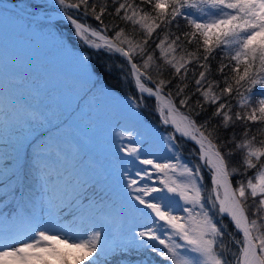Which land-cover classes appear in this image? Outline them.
<instances>
[{"label":"snow or ice","instance_id":"obj_1","mask_svg":"<svg viewBox=\"0 0 264 264\" xmlns=\"http://www.w3.org/2000/svg\"><path fill=\"white\" fill-rule=\"evenodd\" d=\"M5 11L0 7V17ZM40 12L48 24L52 13L68 22L78 43L91 51L126 61L127 67H117L135 95L117 100L98 90L124 110L121 115L138 122L132 110L154 100L160 125L171 130L157 137L142 128L129 133L127 143L121 139L117 150L125 156L118 159L136 166L120 168L117 182L100 195L75 155L61 148L65 136L32 139L36 128L58 119L59 106L25 101L24 79L11 69V58L5 71L0 49V264H109L111 257L133 251L154 253L167 264H264V140L248 136L250 124L264 125V0H44L29 15ZM106 15L131 24L133 33L138 29L143 42L105 23ZM88 16L97 27L81 22ZM150 41H158L151 51ZM217 51L222 55L213 76L210 61ZM74 59L82 69L76 87L86 96L96 89L95 69L87 71L90 56ZM96 115L83 114L90 123ZM237 125L244 128L240 139L235 130L221 135ZM128 132L122 128L121 136ZM145 135L169 158L145 151ZM25 141L31 179L23 171ZM179 141L192 144L194 162L182 152L175 155L182 150ZM5 147L19 159L5 161ZM53 155L63 162L62 172L54 173ZM235 177L242 178L233 183ZM117 203L115 212L104 211ZM9 204L11 216L4 211ZM139 264H149L147 255Z\"/></svg>","mask_w":264,"mask_h":264},{"label":"trees","instance_id":"obj_2","mask_svg":"<svg viewBox=\"0 0 264 264\" xmlns=\"http://www.w3.org/2000/svg\"><path fill=\"white\" fill-rule=\"evenodd\" d=\"M8 1L12 2L16 7H18L20 10L28 14L35 11V6L43 4L42 2H40V0H8ZM137 2H139V0H137ZM109 3H110V0H109ZM29 5H33V7H28ZM98 10L99 9L97 8V11ZM109 10L111 11V9ZM3 15L5 16V21L4 22L0 21V49H2L1 48L2 46H4V48H8L7 44L9 40L10 39L13 40V38L20 40L22 42L25 41L26 42L25 44L27 45H32V48H24L28 50L24 52V55L22 58L20 56L14 55L12 51L10 53V51H6L2 49L4 53V58H5V71H7L9 68L8 59L11 58L13 61V63L11 64V69L17 72L24 79V86L20 94L25 101L31 103L33 102L35 98L32 95V93L35 92L36 90L30 89L29 87H32L34 89L35 87L41 88L42 87L41 85H43V81H47V79H49L52 74L55 76V74L57 73L55 72V70H52V74L46 72V70H48V67H51V62L45 61L42 58V56H47L48 58L50 56H53V54L56 53V50L54 48H58V47H56L55 45L52 46L51 44L50 45L41 44L40 39L37 38V36H40V33L37 29H36V31H38V33L36 32L37 35H34V34L26 35V33H23L21 31L22 29H25L26 31H30L36 28L37 24L39 25L41 23L31 22L28 19L21 17L18 14H15L11 11H5ZM9 15L13 16L14 20L10 19ZM39 15H44V14L43 12H40ZM77 18L80 19V17H77ZM81 22L89 24L92 27L98 26V22L95 21L91 16L84 18ZM104 22L107 24L115 23L119 25V28H123L125 32L130 35V37L134 36V39L136 41L143 42V35L140 33L138 29L135 31V33H133V26L131 24L126 25L123 21L119 20L118 18L113 19L112 17H109L107 15L104 18ZM53 26L57 28L58 30H61L62 28H66L67 31L72 32L70 24L65 21L57 20L53 23ZM181 27H184L183 21H181ZM172 31H175V26H173ZM112 34L113 33L110 31L109 35L111 36ZM158 34L161 36L163 35V33L159 32V30H158ZM156 42L158 41L149 42V51L155 48ZM71 48H74L71 44L68 45V48H60L59 55L63 53V50L65 49L71 50ZM74 49L76 51L81 52L85 57L90 56L91 60H90V65L87 71L92 72L93 69H95V74L93 76V79L97 81L96 89H94L92 93H89L88 95L85 96L82 92L81 97L83 98L81 99L80 97V100H78L74 109H76L79 106V104L85 100L86 101L92 100V101H95L96 103L100 101L99 107H100L101 112H104V111L108 112V115L113 120H115L114 122L115 125L118 126L120 129L127 128L129 130V133L131 132L135 134L136 130H140L139 122L129 119L128 117L126 118L124 116L118 115L117 113L110 111L112 109H110L109 105L111 104V101L114 102V100H109V99L104 98L101 95V93L98 91L99 89H103L105 91L111 92L112 96L115 99H122L130 95H135V92L133 88L130 86V84L121 79L123 73H121V71L117 67L118 65H124V67H127L126 61L122 59L119 55L108 56L104 52H93L91 51V49L86 48L79 43H78V48H74ZM189 50L194 51L195 50L194 46H189ZM39 54L40 55L42 54V56L40 57ZM156 55L158 56V52L156 53ZM179 55H181V53L178 52L177 57H179ZM221 55L222 54L219 51H217L215 58L210 61L212 69H213V76H218L216 69L219 67V63L221 61ZM137 61H139L138 57H137ZM225 62H227V58H225ZM29 64H30V67L27 68ZM109 64L111 65L110 72L105 70L106 66H108ZM199 70H202V69L197 70L196 72L197 75H198ZM66 75L67 76H61L60 78L61 81L63 80L62 81L63 83H68L71 81L70 76L68 74ZM164 75L165 77H167L168 72L165 71ZM189 76L191 77V73H189ZM153 78H158L155 70L153 71ZM192 83L194 84V81ZM189 87L191 88L192 84H189ZM165 92H167V89H165ZM232 103L235 104V100H233ZM154 105H155L154 100H146L145 102H143L142 106L139 109H135L136 112L138 113V116L141 118V122L147 125L149 128H151L156 133L158 132L165 133L167 131H170L171 130L170 128H165L160 125L159 116L154 111ZM235 110L236 109H234V111ZM182 111H186V109H182ZM209 111H211V109ZM96 118L100 119V117L98 116H96ZM202 118L203 117L198 118V122ZM56 121L57 122L52 121L51 123L43 127L36 128L35 131L32 133V139L33 140L39 139V138L49 136V135L50 136H64L65 132H68L71 134V132L67 130L66 126L64 125V120L61 118L60 113ZM233 130H235L237 133V139H240L244 132V128L242 125H237L235 129L229 128L227 131H222L221 135L224 137H227L228 135L231 134ZM248 136L249 138L255 136L257 142L260 140H264V125L259 124V123L250 124ZM179 143H181L182 145V150L177 151L176 155L181 156V152H182L183 159L185 161L189 163L194 162L195 157L190 155V150L193 147L192 144L185 143L184 141H179ZM24 144L25 146H24L23 160H22L23 171L25 174V178L31 179V173L29 171L31 167V147L28 141H25ZM60 146L65 152H69L71 150H73L74 152V149L69 147V142L67 143L62 142ZM74 155H75V162L77 164V167L85 170L84 168H86L87 167L86 165L88 164L86 161H89L90 159L87 157L85 160L84 156L79 157L76 153ZM11 157H16L17 159H19V155L14 151L11 152V154L9 155V147H5L4 148V160L9 161ZM110 157H111V154L107 156H103V157H96V163L101 162L103 165H106L107 168H110V167L112 168L114 166H113V163ZM53 158H56L55 155H53ZM160 158L162 160L165 159V155L164 156L162 155V157ZM239 160H240V156L239 154H237V156L234 158V166H238ZM93 163L94 162L92 160L91 165H93ZM51 166L54 170V173L55 171H60V172L63 171V169L59 170L56 165L51 164ZM241 172H243V168H241ZM254 174H255L254 170H249L247 175L254 176ZM241 178L242 177H235L233 179V183H235L236 179H241ZM243 178L247 179V176ZM98 186L99 184L96 183L95 191L98 194L102 195L103 191H100L98 189L99 188ZM4 211H6L9 214V216H11V213L14 211V208L11 204H9L4 209ZM67 219L70 220L71 217H68ZM224 222L227 225L228 230L231 231L232 230L231 224L228 222L226 218H224ZM88 226L89 225H87L86 223L83 225L84 228H87ZM111 259H114L111 261L112 264H131L132 257L128 258L122 255H116V256L111 257Z\"/></svg>","mask_w":264,"mask_h":264},{"label":"rangeland","instance_id":"obj_3","mask_svg":"<svg viewBox=\"0 0 264 264\" xmlns=\"http://www.w3.org/2000/svg\"><path fill=\"white\" fill-rule=\"evenodd\" d=\"M40 2L44 3V0H40ZM50 2V0H49ZM10 19L14 20V17L9 15ZM0 21H5V16L3 15L0 17ZM43 23V24H42ZM41 24H37L36 28L26 31L22 29L23 33L26 35H37L38 31L40 36L37 38L40 39L41 44L52 45L58 48H54L56 53L49 58L47 56H39L45 60L51 62V67H48L46 70L47 73L52 74V70L57 72L55 76L52 74L47 81H43V85L41 88L29 87L33 90L39 91V96L35 97V100H39V106L43 107L45 105L57 107L59 106V113L61 114V118L64 120V125L66 126L67 130L71 132H65L64 136L66 137V142H69V147L74 149L69 151L70 154H77L79 157H88L90 160L86 161L88 164L87 167L84 168L89 175L93 177V179L99 184V190L104 191L108 186L114 185L117 181L116 178L120 175V168L124 167H135L136 165H128L127 158L125 157L124 161H120L119 157H124V153H120L117 150V146L123 139L124 143H127V136L128 133H124L123 137L121 136L122 129L115 125V120H113L109 115L108 112H101L100 111V101L96 103L95 101H82L79 106L74 109L78 100L82 95V92H79L76 87V80L78 76L81 74L82 69L76 63L74 57L83 55L81 52L76 51L74 48H78V41L74 36L73 31L69 32L66 28H62L58 30L53 26V24H48L42 22ZM16 26V25H14ZM36 29L38 31H36ZM72 29V28H71ZM37 32V33H36ZM48 37H47V35ZM25 41H20L15 38L13 40H9L7 46L8 48H1L6 51H12V53L16 56H20L21 58L24 55V52L28 49L24 48H32V45L25 44ZM55 43V44H54ZM4 44V45H6ZM72 45L74 48L65 49L63 53L59 55L60 48H68V45ZM38 54V53H37ZM84 56V55H83ZM30 67V64L27 68ZM68 74L71 78V81L68 83H63L60 78L61 76H67ZM63 78V77H62ZM41 91V92H40ZM25 98V97H24ZM119 100V99H117ZM110 104V102H109ZM110 111L121 115V112L124 111L123 109L119 108L115 105V101L109 105ZM91 111H95L97 113L96 116L100 117V119L95 118L93 123H90L87 119L84 118L83 114L89 113ZM132 111H136L135 109ZM113 114V113H111ZM124 117H128L127 113L121 115ZM129 118V117H128ZM131 119V118H129ZM53 122H57L53 120ZM139 126L140 130L142 128H149L147 125L141 122V118L139 117ZM132 136L135 134L131 133ZM156 136L159 137L160 135L164 134L163 132L156 133ZM50 136V135H49ZM49 136L42 137L43 139L48 138ZM41 139V138H39ZM137 139H140L137 137ZM145 151L154 152L157 156L162 157L165 155V159H168L167 152L163 149L162 146L158 144V142L150 141L145 135ZM152 144V147L149 148L148 145ZM111 154V161L114 167L107 168L106 165H103L101 162L96 163V157H103ZM176 155V153H175ZM179 157L178 155H176ZM93 160V165H91V161ZM51 164L56 165L59 170L63 169V163L58 161L56 158H51ZM91 165V166H90ZM120 205L117 203L113 206H109L104 208L105 212H115L119 209ZM99 218L97 217V222ZM92 221L85 222L87 225H90ZM130 226V219L125 218L124 221V228H128ZM119 227V225L117 226ZM233 249L235 246H231ZM147 255L149 264H167L166 261L162 260V258L156 256L154 253L148 254H137L136 252H130L127 255H122L124 257L131 258V264H139V261H143L145 256ZM122 259V258H120ZM114 259L109 260V264H112L111 261Z\"/></svg>","mask_w":264,"mask_h":264},{"label":"water","instance_id":"obj_4","mask_svg":"<svg viewBox=\"0 0 264 264\" xmlns=\"http://www.w3.org/2000/svg\"><path fill=\"white\" fill-rule=\"evenodd\" d=\"M0 7L7 8L9 11H13L23 17H27L32 20H37V21H43V17H32L28 14L23 13L22 11L18 10L12 3L6 1V0H0ZM57 19L55 14L53 15V20Z\"/></svg>","mask_w":264,"mask_h":264}]
</instances>
